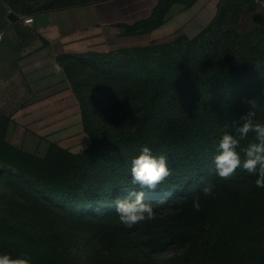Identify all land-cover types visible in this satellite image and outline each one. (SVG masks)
I'll use <instances>...</instances> for the list:
<instances>
[{
    "label": "trees",
    "instance_id": "16d2710c",
    "mask_svg": "<svg viewBox=\"0 0 264 264\" xmlns=\"http://www.w3.org/2000/svg\"><path fill=\"white\" fill-rule=\"evenodd\" d=\"M3 1L20 15L22 0ZM196 1L158 0L147 19L118 26L130 35L144 34L163 25L174 4L191 7ZM88 2L93 1L57 3L42 12ZM241 5L242 0H220L215 18L193 38L60 57L70 63L64 69L91 142L81 153L52 144L42 173L19 165L0 171V254L28 253L32 264H71L81 236L102 244L96 259L101 264H150L146 248L153 255L172 243L193 248L200 237L197 225L205 217L194 210L193 198L215 172V149L225 123L239 121L252 99L257 118L264 121V51L226 25V18ZM21 23L15 24L18 36L36 39ZM69 67L87 71L86 76L76 78ZM4 146L18 161L30 158ZM143 146L153 155H165L172 170L160 190L144 189V200L156 214L176 211L181 224L142 235L134 245L130 235L136 228L119 222L115 203L133 188L131 160ZM255 178L238 168L228 181L257 196V204L245 208L243 223L264 205V189L255 187ZM254 239H264V227ZM247 247L244 243L242 251ZM259 258L264 260V252Z\"/></svg>",
    "mask_w": 264,
    "mask_h": 264
},
{
    "label": "rangeland",
    "instance_id": "374dc122",
    "mask_svg": "<svg viewBox=\"0 0 264 264\" xmlns=\"http://www.w3.org/2000/svg\"><path fill=\"white\" fill-rule=\"evenodd\" d=\"M86 1L97 0H22L19 14L35 17L57 3L78 4ZM232 11L226 18L228 28L246 34L264 51V8L259 0H242V5ZM170 28L168 26L166 30ZM181 37L183 35H171L140 45L170 43ZM65 49L68 51L57 53L62 51L57 49L54 53L51 64L53 71L49 77L51 90L48 92L34 91L40 88L41 79L28 81L21 69L4 82L0 78V171L19 165L28 172H44L43 159L47 157L52 144L71 153H81L88 149L91 139L84 132L79 102L64 69L70 63L67 59L62 63L60 57L70 53L94 51L96 48L83 44L81 47L66 46ZM58 55L60 56L57 57ZM69 70L76 78L84 74L86 76L87 72L80 73V70L72 67ZM4 144L30 158L18 161L19 158L7 150ZM53 151L57 152L54 148ZM207 183L216 186L214 195L209 197L202 194V188ZM197 192L201 199V210L197 213L205 215L197 225L199 240L193 248L190 245L172 243L153 255H149L151 250L146 248L144 254L151 258L150 264H264V260L259 258V254L264 252V239L253 240V236L264 227V205L252 218L244 223L242 221V216L247 212L245 208L257 204V196L252 198L244 185L228 184L216 172L207 178ZM154 214V219H146L135 225L136 231L130 235L134 245L138 244L142 235L158 234L164 228L175 229L181 224L176 211L171 209ZM144 223L147 224L142 227ZM230 223L231 226H228ZM236 226L241 227L238 229ZM228 227L231 229L226 232ZM78 238L79 245L73 252L71 264H101L96 259L102 244L92 238ZM244 243L248 247L242 251Z\"/></svg>",
    "mask_w": 264,
    "mask_h": 264
},
{
    "label": "crops",
    "instance_id": "0c3cea01",
    "mask_svg": "<svg viewBox=\"0 0 264 264\" xmlns=\"http://www.w3.org/2000/svg\"><path fill=\"white\" fill-rule=\"evenodd\" d=\"M219 2L197 0L191 7L174 4L163 25L144 34L130 35L118 24H133L147 19L158 0L93 1L35 15L32 25L23 26L37 38L25 40L18 36L15 25L22 21L12 22L8 18L10 8L0 0V78L4 82L21 69L28 81L41 79L40 88L34 91L48 92L51 90V64L57 49H62L57 53L67 52L66 46L87 44L94 46V51L108 52L142 46L140 44L147 41L171 35L193 38L215 18ZM168 26L171 28L166 30Z\"/></svg>",
    "mask_w": 264,
    "mask_h": 264
},
{
    "label": "clouds",
    "instance_id": "9594fccd",
    "mask_svg": "<svg viewBox=\"0 0 264 264\" xmlns=\"http://www.w3.org/2000/svg\"><path fill=\"white\" fill-rule=\"evenodd\" d=\"M250 109L239 117L224 125V132L219 137L214 155V169L222 180H231L238 168L255 176L254 185L264 189V121L257 118V104L254 99L246 101ZM231 129V131H229ZM252 139L249 140V136ZM248 140L245 146L242 141ZM241 154H243V159ZM131 184L126 195L118 198L115 211L119 222L126 228H132L146 219H154L155 214L150 202H145V191L155 192L172 176L165 155H153L148 146H143L139 155L131 160ZM215 185L207 183L202 188L205 197L214 195ZM193 208L199 212L201 205L199 196L193 198ZM0 264H32L28 253L13 257L10 253L0 254Z\"/></svg>",
    "mask_w": 264,
    "mask_h": 264
},
{
    "label": "built area",
    "instance_id": "2783aa9c",
    "mask_svg": "<svg viewBox=\"0 0 264 264\" xmlns=\"http://www.w3.org/2000/svg\"><path fill=\"white\" fill-rule=\"evenodd\" d=\"M260 5L264 8V0H259ZM18 19L25 25H32L34 23L33 16L18 15ZM2 40V34H0V41Z\"/></svg>",
    "mask_w": 264,
    "mask_h": 264
},
{
    "label": "water",
    "instance_id": "95a60500",
    "mask_svg": "<svg viewBox=\"0 0 264 264\" xmlns=\"http://www.w3.org/2000/svg\"><path fill=\"white\" fill-rule=\"evenodd\" d=\"M8 18L12 21V22H16L18 20V15L15 14L14 12L10 11L8 14Z\"/></svg>",
    "mask_w": 264,
    "mask_h": 264
}]
</instances>
